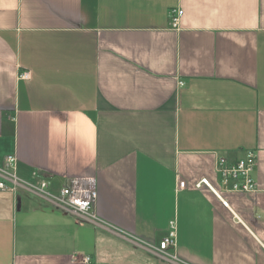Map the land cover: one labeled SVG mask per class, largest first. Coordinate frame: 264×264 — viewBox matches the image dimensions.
Wrapping results in <instances>:
<instances>
[{
    "label": "crops",
    "instance_id": "1",
    "mask_svg": "<svg viewBox=\"0 0 264 264\" xmlns=\"http://www.w3.org/2000/svg\"><path fill=\"white\" fill-rule=\"evenodd\" d=\"M248 151L257 190L230 192L217 160ZM11 155L52 194L93 178L96 220L0 191V264H167L171 222L182 264H264V0H0Z\"/></svg>",
    "mask_w": 264,
    "mask_h": 264
},
{
    "label": "built area",
    "instance_id": "2",
    "mask_svg": "<svg viewBox=\"0 0 264 264\" xmlns=\"http://www.w3.org/2000/svg\"><path fill=\"white\" fill-rule=\"evenodd\" d=\"M182 10H172L170 13L172 26L177 28L179 20L183 15ZM22 78H29V73L24 72ZM182 85V83H181ZM257 153L248 151L245 157L236 161H230L226 157H219L216 171L220 182L228 191L245 194L257 190L254 171L257 166ZM20 187L40 195L52 202V204L67 213H73L79 218L96 220L94 206L97 200V190L94 179H74L70 185L62 188L57 194L49 192L48 183L40 181L32 184L22 181L17 175V159L15 156H7L5 165L0 167V191L16 193ZM202 187L211 189L208 180L203 179L196 184V189ZM180 188H185V183H180ZM177 227L175 222L170 223L168 236L158 244L148 243L151 250H154L167 264H182L176 252ZM74 262L82 264H93L89 256H73Z\"/></svg>",
    "mask_w": 264,
    "mask_h": 264
}]
</instances>
